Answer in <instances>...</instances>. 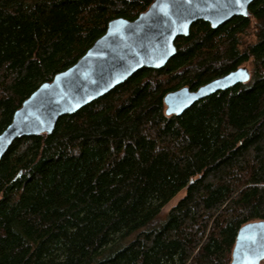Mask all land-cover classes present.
<instances>
[{
    "label": "trees",
    "instance_id": "16d2710c",
    "mask_svg": "<svg viewBox=\"0 0 264 264\" xmlns=\"http://www.w3.org/2000/svg\"><path fill=\"white\" fill-rule=\"evenodd\" d=\"M151 2L0 0V132L110 19ZM248 9L216 28L195 21L163 67L11 143L0 264H229L237 229L264 219V0ZM246 63L248 81L165 113L167 92Z\"/></svg>",
    "mask_w": 264,
    "mask_h": 264
},
{
    "label": "water",
    "instance_id": "95a60500",
    "mask_svg": "<svg viewBox=\"0 0 264 264\" xmlns=\"http://www.w3.org/2000/svg\"><path fill=\"white\" fill-rule=\"evenodd\" d=\"M253 0H152L134 19L115 17L84 54L51 81L41 83L17 108L0 132V159L18 137L50 133L59 117L71 114L109 92L137 70L161 68L176 53L175 39L203 20L216 28L234 16H247ZM246 74V78L245 75ZM250 78L242 65L191 89L184 85L164 95L165 113L181 114L196 101ZM264 219L241 225L229 264H261Z\"/></svg>",
    "mask_w": 264,
    "mask_h": 264
},
{
    "label": "snow or ice",
    "instance_id": "6c2138e0",
    "mask_svg": "<svg viewBox=\"0 0 264 264\" xmlns=\"http://www.w3.org/2000/svg\"><path fill=\"white\" fill-rule=\"evenodd\" d=\"M232 2H233L235 5L240 6L241 9H242V7H243V5H242V0H232ZM244 75H245V78H246V74H244Z\"/></svg>",
    "mask_w": 264,
    "mask_h": 264
},
{
    "label": "rangeland",
    "instance_id": "374dc122",
    "mask_svg": "<svg viewBox=\"0 0 264 264\" xmlns=\"http://www.w3.org/2000/svg\"><path fill=\"white\" fill-rule=\"evenodd\" d=\"M243 38H244L243 40L246 39L247 41L253 39V38H250V37H248V36H244ZM245 66H247V67L249 68V65H248L247 63L245 64Z\"/></svg>",
    "mask_w": 264,
    "mask_h": 264
}]
</instances>
